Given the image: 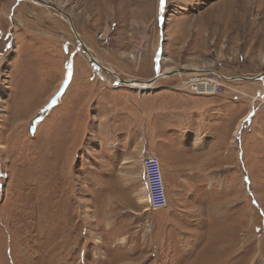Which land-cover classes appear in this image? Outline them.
Returning <instances> with one entry per match:
<instances>
[{
	"label": "rangeland",
	"instance_id": "rangeland-1",
	"mask_svg": "<svg viewBox=\"0 0 264 264\" xmlns=\"http://www.w3.org/2000/svg\"><path fill=\"white\" fill-rule=\"evenodd\" d=\"M48 1L125 80L264 73V0H166L162 22L160 0ZM178 75L126 87L57 11L0 0V264H264V78L218 113L114 112ZM150 153L163 210L138 203Z\"/></svg>",
	"mask_w": 264,
	"mask_h": 264
},
{
	"label": "crops",
	"instance_id": "crops-1",
	"mask_svg": "<svg viewBox=\"0 0 264 264\" xmlns=\"http://www.w3.org/2000/svg\"><path fill=\"white\" fill-rule=\"evenodd\" d=\"M159 82L155 83L152 88ZM119 102L114 105L115 113H218L211 96H199L193 93L172 92L144 95H117ZM170 127L172 125L170 124Z\"/></svg>",
	"mask_w": 264,
	"mask_h": 264
},
{
	"label": "built area",
	"instance_id": "built-area-1",
	"mask_svg": "<svg viewBox=\"0 0 264 264\" xmlns=\"http://www.w3.org/2000/svg\"><path fill=\"white\" fill-rule=\"evenodd\" d=\"M178 76H180V80L176 85H173L172 88L180 92L193 93L199 96L217 97L226 96L228 93L225 90L226 82L216 74L198 72L192 74L188 78L183 77V74ZM203 82L208 85L207 88H194V85L201 86ZM161 170L160 159L151 153L146 155L144 158V176L149 191V205L151 210H163L168 206Z\"/></svg>",
	"mask_w": 264,
	"mask_h": 264
},
{
	"label": "water",
	"instance_id": "water-1",
	"mask_svg": "<svg viewBox=\"0 0 264 264\" xmlns=\"http://www.w3.org/2000/svg\"><path fill=\"white\" fill-rule=\"evenodd\" d=\"M36 2H39L43 5H47L48 7L54 9L55 11H57L59 14L67 17L70 22H71V29L73 31V34L76 38V40L80 43V45L83 48L84 53L88 56L89 60L94 64L99 66V64L96 62L95 58L93 57V55L89 52L87 46L85 45V43L82 41V39L80 38L78 32L76 31L75 25H73V21H72V17L70 14H68L64 9H62L59 5H56L48 0H34ZM101 68V66H99ZM102 69V68H101ZM106 72H108V70H104ZM195 70L192 69H186L184 67L180 68V69H173L170 72L167 73H157L155 77L148 79V80H137V79H130V80H125L123 79L120 75L118 74H110L113 77H116V79H120L118 82H120L121 84H130V83H134V82H138V83H143L146 86H153L158 80L162 79L163 77H172L174 75L177 74H192ZM198 72H207V73H213L218 75L221 79H223L225 82H233V81H238V80H242V81H256L260 78H264V73L256 76V77H226L225 75H223L222 73L215 71V70H208V71H198ZM109 73V72H108Z\"/></svg>",
	"mask_w": 264,
	"mask_h": 264
},
{
	"label": "bare ground",
	"instance_id": "bare-ground-1",
	"mask_svg": "<svg viewBox=\"0 0 264 264\" xmlns=\"http://www.w3.org/2000/svg\"><path fill=\"white\" fill-rule=\"evenodd\" d=\"M30 1H32L35 5H39V6H47V5H43V4H41V3H39V2H36V1H34V0H30ZM48 7V6H47ZM50 8V7H49ZM164 11H165V7H161L160 8V10H159V19H160V22H162V19H163V13H164ZM62 16V18H66L67 20H69L67 17H65V16H63V15H61ZM69 23H70V25H71V22H70V20H69ZM162 24V23H161ZM87 48H89V47H87ZM89 50V49H88ZM90 52V51H89ZM163 57V56H162ZM160 58V61L161 60H163V58ZM87 58H88V56H87ZM88 60H89V58H88ZM96 60V59H95ZM91 62V61H90ZM97 62V61H96ZM98 63V62H97ZM93 64V63H92ZM97 66V65H96ZM100 66V65H99ZM99 66H97L98 68H100ZM102 68V69H101ZM100 69L101 70H108V72H109V74H115L114 72H112L111 70H109V69H107V68H103V67H101ZM195 71H198V70H195ZM118 81L120 80V79H117ZM203 83H205V82H203ZM124 86H126V87H129V88H131V89H134V88H136V89H138V90H140V91H146V90H150L153 86H146V85H144L143 83H138V82H134V83H130V84H128V83H126V84H123ZM194 88H196V87H194ZM200 88H202V89H204L205 88V86H203V85H201L200 86ZM239 130V129H238ZM1 145V144H0ZM2 146V145H1ZM146 189H147V194H148V196H147V194H145V193H142V194H140L139 196H138V203L140 204V205H148V207H149V201H150V199H149V191H148V187H146Z\"/></svg>",
	"mask_w": 264,
	"mask_h": 264
},
{
	"label": "snow or ice",
	"instance_id": "snow-or-ice-1",
	"mask_svg": "<svg viewBox=\"0 0 264 264\" xmlns=\"http://www.w3.org/2000/svg\"><path fill=\"white\" fill-rule=\"evenodd\" d=\"M160 4H161V7H165L166 6V0H160Z\"/></svg>",
	"mask_w": 264,
	"mask_h": 264
},
{
	"label": "flooded vegetation",
	"instance_id": "flooded-vegetation-1",
	"mask_svg": "<svg viewBox=\"0 0 264 264\" xmlns=\"http://www.w3.org/2000/svg\"><path fill=\"white\" fill-rule=\"evenodd\" d=\"M160 80H163V78H162V79H160ZM160 80H158L157 82H159ZM157 82H156V83H157Z\"/></svg>",
	"mask_w": 264,
	"mask_h": 264
}]
</instances>
